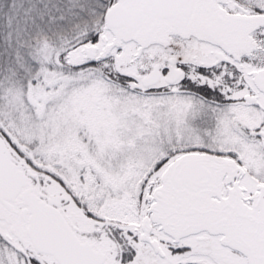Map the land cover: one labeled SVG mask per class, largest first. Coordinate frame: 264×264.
<instances>
[{
  "label": "snow or ice",
  "instance_id": "snow-or-ice-1",
  "mask_svg": "<svg viewBox=\"0 0 264 264\" xmlns=\"http://www.w3.org/2000/svg\"><path fill=\"white\" fill-rule=\"evenodd\" d=\"M0 264H264V0H0Z\"/></svg>",
  "mask_w": 264,
  "mask_h": 264
}]
</instances>
